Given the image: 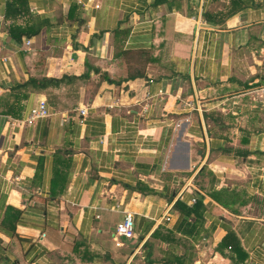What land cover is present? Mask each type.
Instances as JSON below:
<instances>
[{"label": "crops", "instance_id": "1", "mask_svg": "<svg viewBox=\"0 0 264 264\" xmlns=\"http://www.w3.org/2000/svg\"><path fill=\"white\" fill-rule=\"evenodd\" d=\"M0 264H264V0H0Z\"/></svg>", "mask_w": 264, "mask_h": 264}, {"label": "built area", "instance_id": "2", "mask_svg": "<svg viewBox=\"0 0 264 264\" xmlns=\"http://www.w3.org/2000/svg\"><path fill=\"white\" fill-rule=\"evenodd\" d=\"M185 108L194 110V107L191 102H187L185 104ZM197 109V107H196ZM81 115H85V111H80ZM50 115L48 111V106L46 101L40 100L35 107H33L29 113V116L24 121L26 124H33L36 120L46 118ZM194 203L195 200L193 199ZM165 221H169L170 217L167 216L164 219ZM134 225H133V217L130 213H126L122 219V221L116 226V235L120 238L128 239L133 236ZM119 245V244H118Z\"/></svg>", "mask_w": 264, "mask_h": 264}, {"label": "trees", "instance_id": "3", "mask_svg": "<svg viewBox=\"0 0 264 264\" xmlns=\"http://www.w3.org/2000/svg\"><path fill=\"white\" fill-rule=\"evenodd\" d=\"M86 77H88L87 73L82 75V78H86ZM31 82H33V81H29L28 83H31ZM28 83H26V84H28ZM26 84H24L22 86H25ZM176 208H179L180 210H184V212H186L187 215H190L191 213H197L198 209H200V206L196 205L192 209H186L180 203H177Z\"/></svg>", "mask_w": 264, "mask_h": 264}]
</instances>
